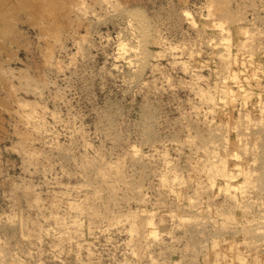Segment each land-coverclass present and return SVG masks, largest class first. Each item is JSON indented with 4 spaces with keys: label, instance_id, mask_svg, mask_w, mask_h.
<instances>
[{
    "label": "rangeland",
    "instance_id": "rangeland-1",
    "mask_svg": "<svg viewBox=\"0 0 264 264\" xmlns=\"http://www.w3.org/2000/svg\"><path fill=\"white\" fill-rule=\"evenodd\" d=\"M263 84L264 0H0V264L264 255Z\"/></svg>",
    "mask_w": 264,
    "mask_h": 264
},
{
    "label": "bare ground",
    "instance_id": "bare-ground-1",
    "mask_svg": "<svg viewBox=\"0 0 264 264\" xmlns=\"http://www.w3.org/2000/svg\"><path fill=\"white\" fill-rule=\"evenodd\" d=\"M225 15V14H224ZM225 22V21H224ZM217 25V24H216ZM220 25V24H219ZM239 26V25H238ZM243 28V27H242ZM244 28H246V27H244ZM220 29H222V28H220ZM240 29V28H239ZM225 30V29H224ZM226 32H228V31H226ZM245 32V31H244ZM228 34V33H227ZM245 34H246V32H245ZM230 36V35H229ZM236 38V37H235ZM250 38V37H249ZM232 41V40H231ZM240 41V40H239ZM249 42H251V40L249 41ZM224 45H225V43H223ZM228 45V44H227ZM226 45V46H227ZM230 46V45H229ZM240 47H241V45H239ZM260 46V45H259ZM240 47H237V49L238 50H240ZM254 48V47H253ZM255 49V48H254ZM259 49V48H258ZM227 51H228V49H227ZM238 52L240 53V51H237L236 53H233L232 55H230V53L228 52V55H229V59H228V66H229V70L231 71V73H232V75H233V77L235 78L236 76H238L237 75V72L239 71V69L237 70V68H238V63H239V61H238V58H237V55H238ZM224 53V52H223ZM244 53H246V52H244ZM242 54V53H241ZM223 55V54H222ZM219 56H221V55H219ZM225 59V58H224ZM222 60V59H221ZM245 60V59H244ZM223 61V60H222ZM223 63V62H222ZM243 63V62H242ZM251 63V62H250ZM253 63V62H252ZM224 64V63H223ZM254 64V63H253ZM226 67V66H225ZM263 67V66H262ZM224 68V67H223ZM243 68V67H242ZM245 68V67H244ZM255 68V67H254ZM226 69V68H225ZM246 69V68H245ZM252 70V69H251ZM262 70V69H261ZM228 71V70H227ZM243 72V71H242ZM259 72V71H258ZM228 73V72H227ZM239 73V72H238ZM256 73V72H255ZM252 77V76H251ZM224 78H226V77H224ZM253 79H254V77H253ZM236 80V79H235ZM241 80V79H240ZM223 82H225L224 80H223ZM222 82V83H223ZM253 83V82H252ZM219 84V83H218ZM259 84V83H258ZM220 85H221V83H220ZM231 85H233V84H231ZM264 85V84H263ZM228 86V85H227ZM227 86H226V88H224L223 87V91H225L226 93L228 92V95H230L231 96V99H232V97H233V93L230 91V88H227ZM229 87H232V86H229ZM220 89H221V87H220ZM246 89V88H245ZM261 89V88H260ZM219 90V89H218ZM242 90V89H241ZM249 90V89H248ZM251 90V89H250ZM256 90V89H255ZM260 92V91H259ZM264 92V91H263ZM238 93V92H237ZM238 96H239V94H238ZM241 97V96H240ZM227 99V98H226ZM254 99V98H253ZM262 100V99H261ZM215 101V100H214ZM243 101V100H242ZM247 101H249V100H247ZM254 101V100H253ZM227 102V101H226ZM254 103V102H253ZM260 103V102H259ZM258 104V103H257ZM213 105V104H212ZM254 105V104H253ZM253 108V107H252ZM255 108H256V106H255ZM229 109V108H228ZM236 109V108H235ZM255 111H256V109H255ZM261 111V110H260ZM218 114V113H217ZM231 114V113H230ZM214 115H215V113H214ZM220 115V114H219ZM259 116V114L257 115V117ZM256 117V118H257ZM213 118V117H212ZM232 118V117H231ZM252 118V117H251ZM220 119V118H219ZM243 120V119H242ZM237 121V120H236ZM236 121H234V123L236 124ZM228 122V121H227ZM231 122H232V120H231ZM243 123V122H242ZM220 124V123H219ZM222 124V123H221ZM228 124V123H227ZM238 124V123H237ZM244 124V123H243ZM226 125V124H225ZM239 125V124H238ZM237 125V126H238ZM231 126V125H230ZM246 131V130H245ZM230 132V131H229ZM242 133H243V131H242ZM248 134H250V133H248ZM257 138V137H256ZM242 140H244V139H242ZM250 142V141H249ZM241 145V144H240ZM244 145V144H243ZM246 145H247V142H246ZM226 147H227V145H226ZM235 147V146H234ZM242 148H243V146H242ZM225 149V148H224ZM216 152V151H215ZM228 152H230V151H228ZM249 153V152H248ZM251 153V152H250ZM224 154V153H223ZM223 156V155H222ZM239 156V155H238ZM232 157V156H231ZM208 158V157H207ZM210 158V157H209ZM225 158V157H224ZM246 158V157H245ZM214 159V158H213ZM210 160V159H209ZM252 160V159H251ZM222 161V160H221ZM226 161V160H225ZM225 161H224V163H225ZM238 161V160H237ZM244 161H245V159H244ZM205 162V161H204ZM207 162V161H206ZM228 162V161H227ZM201 163H202V161H201ZM219 163V162H218ZM236 163V162H235ZM204 164V163H203ZM207 164V163H206ZM212 165H214V162H213V164ZM243 166V165H242ZM247 168H248V166L247 165H245ZM205 167V166H204ZM214 168H216V166L214 167ZM213 168V169H214ZM203 169V168H202ZM207 169V168H206ZM216 169H219L220 170V167L218 168H216ZM229 169V168H228ZM231 169V168H230ZM239 169V168H238ZM208 170V169H207ZM222 170V169H221ZM220 170V171H221ZM224 170H225V167H224ZM212 171V170H211ZM216 171V170H215ZM226 171V170H225ZM244 171V170H243ZM242 171V172H243ZM261 171V170H260ZM241 172V173H242ZM247 172H249V171H247ZM247 172L246 173H244V175H245V180L244 181H246L247 180ZM210 173V172H209ZM222 173V175H224L226 178H229L230 179V177H232V176H228L229 174V171L226 173V172H221ZM220 173V174H221ZM261 173H262V171H261ZM213 174V173H212ZM237 174V173H236ZM243 174V173H242ZM249 175H251V174H249ZM210 176H211V174H210ZM215 176V175H214ZM238 176V175H237ZM213 177V176H212ZM235 177L236 176H234V179H235ZM263 178V177H262ZM217 181H218V179L217 178H215ZM224 179V178H223ZM244 179V178H243ZM250 180V179H249ZM214 181V180H213ZM222 181V180H221ZM243 181V182H244ZM261 181H262V179H261ZM264 181V180H263ZM219 182V181H218ZM224 182V184H225V181H223ZM232 182H233V180H232ZM243 182H240V183H242L243 184ZM254 182V181H253ZM253 182H251L252 184H253ZM214 183V182H213ZM220 183V182H219ZM222 183V182H221ZM226 183H227V181H226ZM247 183H248V181H247ZM212 184V183H211ZM223 184V183H222ZM242 184H241V186H238L237 188H235V189H239V191H237L239 194L241 193L240 192V190H241V188L243 189V187H242ZM251 184V185H252ZM255 184V183H254ZM263 184V183H262ZM236 185H237V183H236ZM235 185V186H236ZM246 185V184H245ZM250 185V186H251ZM257 185V184H256ZM216 186V185H215ZM262 186V185H261ZM219 187V186H218ZM217 187V188H218ZM223 188V187H222ZM226 188H227V191L230 189V185H227L226 186ZM260 188V187H259ZM232 189V188H231ZM244 189H245V187H244ZM243 189V190H244ZM248 189V188H247ZM225 190V189H224ZM249 190V189H248ZM242 191V190H241ZM234 193H235V191H234ZM244 193V192H243ZM237 194V193H236ZM238 194V195H239ZM245 194V193H244ZM230 195V194H229ZM232 198H233V196L232 195H230ZM237 196V195H236ZM234 199H235V196H234ZM241 200V199H240ZM237 201V200H236ZM237 203V202H236ZM239 203H242V200L239 202ZM234 207V206H233ZM235 208H237V207H235ZM234 211H235V209H234ZM239 211V210H238ZM231 213V212H230ZM239 215V214H238ZM227 217V216H226ZM225 217V218H226ZM147 218H149L148 216H147ZM232 218V217H231ZM225 220V219H224ZM224 222V221H223ZM147 223L149 224L150 222L149 221H147ZM221 223V222H220ZM227 240V239H226ZM228 240H231V239H228ZM233 242V241H232ZM232 242H225V241H219V240H214V241H212L211 243H210V245H209V248H208V250H207V252H206V254L207 255H212L213 257L214 256H216L217 258H216V260H214V263L213 264H218L219 262H221L222 264H224V263H232V264H264V255H258V254H254V255H251L250 256V258H247L245 255H243L242 253H241V251H239L238 250V248H236L237 246V244L235 245L234 243H232ZM213 257H211L212 259H214Z\"/></svg>",
    "mask_w": 264,
    "mask_h": 264
}]
</instances>
